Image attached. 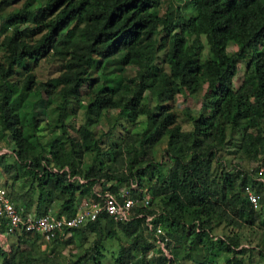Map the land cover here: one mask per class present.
I'll return each mask as SVG.
<instances>
[{
	"label": "trees",
	"instance_id": "trees-1",
	"mask_svg": "<svg viewBox=\"0 0 264 264\" xmlns=\"http://www.w3.org/2000/svg\"><path fill=\"white\" fill-rule=\"evenodd\" d=\"M38 1L35 7L32 5L34 0H24L17 11L7 15L5 24L10 27V32L2 41L8 54L5 66L0 64V125L10 131L16 146L13 155L15 161L19 162L17 164L23 162L25 165L27 150L31 145L28 137L22 133L17 114L12 112L11 90L7 86H15L16 82L10 81L9 76L17 63L26 58L37 60L47 50H58V45L63 46L69 57L63 72L49 83L52 87H58L56 93L61 96L62 108L66 106L69 96L78 94L93 63H100L119 53L122 61L137 67L135 74L124 85L125 89H129V95L108 104L109 100L95 94L85 105L86 112L98 116L102 107H115L129 124H133L139 114L145 113L151 128L142 135L133 157L128 158L130 170L126 175L118 172L110 174L108 170L111 165L103 169L100 163L91 165V170L77 171L74 167L76 155L63 150L60 142L51 140L46 155H37L26 163L29 166V188L18 196L24 201V206L17 204L8 190L11 199L24 214L29 211L31 194L36 187L35 209L32 212L42 214L51 209L52 199L44 191L45 184H48V188L62 198L53 212L57 216H70L80 199L93 196V188L115 192L123 184L134 180L139 188L150 194V207L136 209V213L141 215L126 222H113L110 217L101 214L95 220L68 229L67 236L55 235L44 248H41L40 236L34 232L22 230L8 234L6 237L12 238V241L7 242L8 249H4L0 243V264H62L59 255L55 254V246L72 242L69 235L84 229L99 231L100 223H104L107 235L115 233L111 228L112 223L120 227L125 235L132 237V246L137 249L138 255L144 257L139 262L133 260L126 248L124 253H118L113 258L112 264H177V259L188 257L196 264H217L213 257H208L214 244L204 247L202 258L191 255L194 249L192 245L196 242L199 244L204 237H210L213 225L211 217L215 212L229 223L252 225L255 212L264 204V185L251 175L253 168L248 172L247 180L246 173L229 170L222 171L218 179L214 178L210 170L213 152L203 149L202 143L211 141L213 128L217 132L222 129L220 120L224 116L232 120V127L237 126L242 118L248 126H256L264 116V52L260 49L264 44V0H188L190 10L187 15L178 6H173L170 0ZM160 8H163L161 12ZM27 22L35 26L20 28ZM35 31L40 33L39 36L32 43L27 42L25 37L35 35ZM160 33L158 39L161 43L166 41L168 46L164 59L167 70L159 68L155 61L157 51L162 47V44H156L155 35ZM199 36H203L206 43L205 52ZM229 42L235 44V49L227 50ZM243 59H248L244 71L247 73L234 87L233 78L238 63ZM201 79L212 89L209 105H205L211 109V114L192 118L190 130H181L177 124L169 127L173 121L170 112L155 118L159 113L149 114L140 102L145 90L164 97L167 91L172 92L177 87L176 83L195 89ZM169 83H172V88L166 89ZM37 88L41 91L45 87L40 85ZM105 88L111 91L109 85ZM45 93L49 94V88H45ZM88 113L87 119L90 118ZM31 126L36 132L35 117ZM78 133L79 146L88 148L92 145L85 125L79 127ZM165 134L168 143L172 139L180 140L190 154L187 159L182 154L173 155L165 176L151 182L154 171L159 169L158 165L138 164L136 153L143 156L144 151H148L147 147ZM253 138L264 159V134L257 132ZM95 151L100 153L98 147ZM147 170L149 176L145 178ZM244 184H249L260 193L259 209H253L243 196ZM130 190L133 195L138 193L135 189ZM154 198L158 199L161 207L155 212L151 208ZM145 215H154L150 218L151 222L159 223L167 235L164 248L169 258L159 248L156 239L150 242L147 237L136 233L135 229L140 228ZM184 217H189L190 223L185 224ZM261 223L264 227V222ZM3 231L4 220L0 219V232ZM178 231L183 234V243L190 237L184 247H174L175 239L179 242L176 236ZM153 237L162 238L161 234H154ZM218 242L228 254L218 264H244L240 254L245 249L241 247L239 235L224 236L218 238ZM29 244H36L37 247H30ZM153 246L155 250H160L161 255L153 250L152 255L146 257ZM92 252H86L87 258L103 256L99 249L94 248ZM84 254H79L70 263L83 264Z\"/></svg>",
	"mask_w": 264,
	"mask_h": 264
},
{
	"label": "rangeland",
	"instance_id": "rangeland-1",
	"mask_svg": "<svg viewBox=\"0 0 264 264\" xmlns=\"http://www.w3.org/2000/svg\"><path fill=\"white\" fill-rule=\"evenodd\" d=\"M23 1L0 0V64L3 66L6 64L8 49L2 41L4 36L10 32V27L6 26L5 20L9 13L17 11L21 7ZM170 1L173 3V6H178L186 15L189 14L190 7L188 6V0ZM39 2L38 0H34L32 5L36 7ZM162 10L163 8H160L159 12ZM23 26L32 27L35 24L27 22L20 25V28ZM39 34L38 31H35V35L25 37V40L32 43ZM160 36L161 33L155 35L156 44H162V47L157 51L155 61L159 68L167 70V63L164 59L168 46L166 41L161 43L158 39ZM198 38L203 42V52H205L206 43L204 38L203 36H199ZM235 47L233 42H229L227 50H233ZM260 49L264 52V44ZM68 57V52L64 51L62 45H58V50H47L37 60L26 58L21 63H17L9 76L10 81L16 82V87L7 86L11 90L12 112L17 114L19 126L22 129L23 135L28 137L31 147L27 150L25 165L23 162L18 165L17 163L19 162L15 161L13 155L16 146L11 139L10 131L0 125V162L2 161L0 164V186L7 188L15 202L22 206H24V201L21 200L22 198L18 199V196L28 190V178H30L27 172L29 166L26 163L33 160L37 155H46V150H48L51 140L60 142V147L63 150H69L74 156L76 155L74 167L77 171L91 170V165H98L100 163L103 169L107 165H111L110 170H108L110 174L118 172L126 175L130 170L127 162L128 158L133 157L135 149L140 145L142 135L151 128L145 113L139 114L134 123L129 124L124 117L119 115L118 109L115 107H102L98 116L90 115L86 112L85 105L89 98L95 94L106 98L103 100H109L108 104L129 95V89H125L124 85H126L128 78L135 74L137 67L122 61L119 53L111 55L107 60H102L100 63H93L87 70L86 79L80 85L78 94L76 96H69L66 106L62 108L61 96L56 93L58 87L50 86L49 81L63 72ZM247 63L248 59L240 60L238 63L237 72L233 78L234 87L239 85L245 77L247 72L244 71ZM1 82L2 80H0ZM176 84L177 87L172 92L167 91L164 97L145 90L140 102L149 111V114L159 113L155 118H161L163 114L170 112L173 121L168 125L169 127L177 124L181 130H190L192 129V118L211 114V109L205 105H209L212 98V89L202 79L195 89H190L187 85ZM40 85L46 89L49 88V94L45 93V88L38 91L37 86ZM107 85H109L111 91H106L105 87ZM170 88H172V83L166 85V89ZM86 113L90 115L89 119H87ZM34 117L37 120L36 132L31 126L32 118ZM220 121L222 129L217 132L213 128L211 141L202 143L203 149L213 152L210 167L211 174L214 178L218 179L222 171H238L246 173L247 180L248 172L251 168H254L258 160L263 156L253 136L257 132L264 134V116L253 127L248 126L244 118L239 119L238 125L235 127L231 126L232 120L225 116ZM82 125H85V128L89 132L88 136L91 139L92 145L88 148L83 145L79 146L78 129ZM95 145L99 148V154L95 151ZM147 148L148 151H144L145 154L143 156L136 153L138 156L136 159L139 161L138 164L141 165H158L159 169L158 171H154L153 176H151V182H154L156 179L161 180L165 176L168 167L173 161V155L182 154L184 159H187L190 154V151L186 150L180 140L175 141V139H172L168 143L166 134ZM135 167L136 165L131 170ZM148 172L149 170L145 172V178L149 176L147 175ZM143 183L146 182L144 181ZM147 183L149 184L150 181ZM144 186L146 185L144 184ZM44 191L49 199H52L50 207L52 211H55L58 208L59 201L62 199L61 196L49 189L48 184H45ZM33 192L28 208L30 212L35 209L36 187H34ZM151 208L154 212L161 208L158 199H153ZM254 218L252 225L243 222L238 223V225L227 222L223 216L215 212L211 217L213 225L210 237H204L199 244L197 242L194 243L191 255L202 258L201 254L204 252V247L212 243L214 247L211 249V252L209 251L208 257H213L214 261L216 260L218 264L220 260L225 259L228 255L221 249L218 238L237 234L240 236L241 247L245 249L240 254L243 263L264 264V227L261 223L262 221L264 222V204H262L258 212H255ZM190 221L189 217L183 218L185 224L190 223ZM146 226L150 227L146 224L145 220L142 221L140 228L135 229L136 233L147 237L148 241L154 242L156 238L153 237L155 233L151 231L153 228L150 227L151 233L148 231V228L146 229ZM111 228L115 232L113 235H107L104 223H100L99 231L92 232L84 229L81 232L69 235V237H72V242L57 244L54 248L55 254L59 255L62 264L64 262L71 264L70 261H73L79 254H86V252L92 254L95 248L99 249L103 256L87 258V253L85 258H83L84 260L82 259L83 264H112L113 258L118 253H124L126 248H128V253L133 260L135 259L138 262L139 260H144V257L139 256L137 249H134L132 246L134 241L131 236L125 235L120 227L114 223H112ZM182 235L181 231H178L176 236L179 238V242L175 239L174 247H184L190 241L189 237L183 243ZM211 235L220 237L212 238ZM10 241H12V238L8 237L7 242L10 243ZM244 244H246V247ZM29 245L30 247H37L36 244ZM155 247L153 246L152 250L148 251L146 257L151 256L153 250L155 253L161 255L160 250H155ZM40 254L42 253L40 252ZM190 260L188 263H182V259L179 258L177 259V264H196L193 259Z\"/></svg>",
	"mask_w": 264,
	"mask_h": 264
},
{
	"label": "built area",
	"instance_id": "built-area-1",
	"mask_svg": "<svg viewBox=\"0 0 264 264\" xmlns=\"http://www.w3.org/2000/svg\"><path fill=\"white\" fill-rule=\"evenodd\" d=\"M253 178L264 185V159H259L251 173ZM82 182V179H78ZM130 189L138 191L133 195ZM243 196L247 199L253 209H259L260 193L255 191L249 184L242 187ZM150 205V194L137 186L136 181L130 180L129 184L119 187L115 192L109 189L93 188V196L80 199L76 205L74 213L70 216H57L51 209L42 214H35L27 211L21 213V209L15 206L6 188L0 186V219L4 220L5 231L0 232V243L4 249H8L6 235L14 232L30 231L40 236L41 247L44 248L55 235L69 234L68 229L77 227L88 220H95L101 214L110 217L113 222H126L134 216L136 209L148 207ZM152 215H145V222L156 234H161L162 238H156L159 248L169 258V254L164 248V242L168 240L159 223H150ZM148 228L149 230L151 228ZM66 230V231H65ZM65 231V233H64ZM212 238L220 236L211 235ZM246 246V244H244ZM63 264H68L64 262ZM75 264H79L78 262Z\"/></svg>",
	"mask_w": 264,
	"mask_h": 264
},
{
	"label": "crops",
	"instance_id": "crops-1",
	"mask_svg": "<svg viewBox=\"0 0 264 264\" xmlns=\"http://www.w3.org/2000/svg\"><path fill=\"white\" fill-rule=\"evenodd\" d=\"M190 261H191V260L189 259V257H188V258H183V259H182V263H183V262L188 263V262H190ZM192 264H193V263H192ZM194 264H195V263H194Z\"/></svg>",
	"mask_w": 264,
	"mask_h": 264
},
{
	"label": "clouds",
	"instance_id": "clouds-1",
	"mask_svg": "<svg viewBox=\"0 0 264 264\" xmlns=\"http://www.w3.org/2000/svg\"><path fill=\"white\" fill-rule=\"evenodd\" d=\"M123 186V185H122ZM142 188V187H141ZM7 189V188H6ZM8 191V190H7ZM11 197V196H10ZM52 210V209H51ZM248 246V245H247Z\"/></svg>",
	"mask_w": 264,
	"mask_h": 264
}]
</instances>
